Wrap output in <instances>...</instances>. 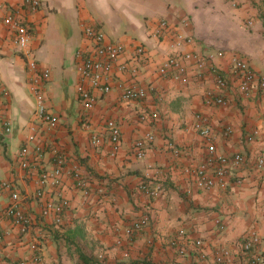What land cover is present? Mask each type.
Masks as SVG:
<instances>
[{"label":"crops","instance_id":"crops-1","mask_svg":"<svg viewBox=\"0 0 264 264\" xmlns=\"http://www.w3.org/2000/svg\"><path fill=\"white\" fill-rule=\"evenodd\" d=\"M1 2L27 27L28 48L39 68L49 69L41 89L58 124L49 130L36 122L30 72L13 30L0 13V180L13 182L29 218L27 232L20 233L12 217L3 213L11 200L9 192L0 194V264L19 260L28 264H214L213 253L220 246L232 252L230 264H242L238 243L250 232L260 236L258 250L264 258V169L255 166L256 158L264 155V89L255 84L244 95L229 77L220 91L227 104L208 105L204 95L215 89L212 75H192L187 83L159 77L158 65L169 53L168 39L150 35L166 19L193 37L180 50L232 51L264 74V0H41L36 10H29L22 0ZM83 24L126 46L118 64L127 68L114 71L109 91H95L96 102L88 110L76 90V53L90 47ZM138 44L146 50L144 59L134 53ZM215 63L227 73L229 55ZM126 86L144 88L145 96L122 99L121 89ZM153 112L157 117L140 119L141 114ZM196 113L207 116L220 152L245 156L244 164L223 185L210 189L196 186L186 172L205 155L203 138L193 127ZM107 119L120 127L121 146L115 155L104 125ZM32 123L40 139L56 146L64 157L57 184L39 187L36 181L38 174L54 167L48 147L37 154L36 141L28 143L29 166L19 164ZM227 126L229 134L224 133ZM147 133L154 139L145 144L144 158L137 159L134 141ZM93 135L99 142L92 141ZM74 169L89 181L94 191L90 196L75 187ZM142 183L157 187L158 196L141 191ZM63 199L67 204L60 223L53 214L42 215L43 201ZM141 215L148 216V224L127 235L125 229ZM217 219L224 224L223 231L218 230ZM178 229L185 230L183 253L171 245ZM195 238L203 241V247L195 246ZM32 243L41 254L39 262L33 261Z\"/></svg>","mask_w":264,"mask_h":264},{"label":"built area","instance_id":"built-area-1","mask_svg":"<svg viewBox=\"0 0 264 264\" xmlns=\"http://www.w3.org/2000/svg\"><path fill=\"white\" fill-rule=\"evenodd\" d=\"M23 4L29 10H36L41 5V0H22ZM0 13L3 15L4 22L13 30L15 44L24 57V61L28 71L30 72V83L32 84V92L34 97V118L36 122L47 129H55L58 124L57 117L51 113L46 106L45 96L41 89V81L49 76V69L39 68L37 61L28 48L30 34L27 27L19 20V17L11 11L6 10L4 4L0 0ZM185 24V22H183ZM83 33L87 38L90 47L84 50H78L76 55L78 61L76 63V71L78 82L76 90L78 97L86 110L93 107L96 102L95 91L106 92L110 90V80L115 70L123 71L127 67L124 64H118L119 58L125 53L126 46L120 41L109 39L106 34L89 24H83ZM150 35L156 39H168L169 53L163 58L157 68L158 76L161 78L173 79L180 83H187L189 78L194 75L198 78H205L206 75H212L215 89L208 90L204 97L208 105H225L227 100L224 98L221 89L228 84L229 77H232L236 83L238 90L244 95H248L252 87L256 84L264 89V74H259L253 70L246 59L234 52L224 50L207 51L202 53L199 51H182L180 47L186 43L193 42L191 35L185 34L174 28L166 19H161L155 27L150 31ZM134 53L139 59L147 57L145 48L138 44L134 47ZM229 55L228 72L223 73L216 65L215 60ZM135 70V69H134ZM145 89L138 86H126L121 89V98L124 100H134L145 96ZM157 113H143L140 115L141 120L147 118H155ZM5 128L8 129V122H4ZM88 125V124H86ZM105 128L109 134L111 142V154L115 155L121 146V132L119 125L113 119H107L104 122ZM193 127L195 131L203 138L205 146V155L200 163L193 169H186V172L193 179L196 186L201 189H210L216 184L223 185L225 178L231 174L233 170L238 169L245 162V156L240 152L233 154L222 153L217 149L214 141L213 130L209 124L207 116L202 113H196L194 117ZM29 136L27 143L20 149V166L27 168L28 161V143L36 141L34 146L35 152L41 154L45 149H50L54 155V167L49 171H42L36 179L39 187L46 184H57L62 175V164L64 157L61 151L38 136V128L35 123L29 126ZM231 128L226 127L224 133L229 134ZM248 137V139H251ZM154 139L153 134L147 133L144 137L134 141V155L137 159L145 156V144ZM97 135L92 136L94 143L99 142ZM169 147H174L173 143H168ZM255 166L258 169H264V155H260L255 160ZM74 185L81 190L84 196L88 197L94 191L89 181L83 179L78 170L71 172ZM241 183L242 180H236ZM140 190L150 196H158L159 189L151 187L147 183L139 186ZM98 192L101 189H97ZM9 192L10 203L4 209L3 213L12 217V221L18 227L20 233H26L29 227V218L26 216L20 206V192L10 180H0V194ZM37 196L42 198L43 191L39 189ZM67 201L63 199L59 203L46 200L41 203V213L43 216L54 215L57 223L61 222V212ZM147 215H141L131 221L130 225L125 229L127 235H132L140 231L148 224ZM216 225L219 231H223L225 226L221 220L217 219ZM185 236L184 229H178L177 236L171 240V245L178 248L179 253L185 251L181 238ZM0 234V239H1ZM240 241V240H239ZM261 238L255 232H250L238 244L241 252L242 264H264L258 246ZM196 247H203V241L200 238L194 239ZM33 251V261L39 262L41 254L35 243L30 245ZM232 252L228 247L220 246L213 253L214 264H230ZM16 264H28L26 260H19Z\"/></svg>","mask_w":264,"mask_h":264}]
</instances>
